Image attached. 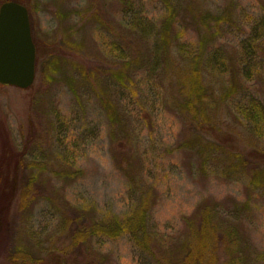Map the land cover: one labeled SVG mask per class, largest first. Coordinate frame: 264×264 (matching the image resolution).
Segmentation results:
<instances>
[{
	"label": "rangeland",
	"instance_id": "374dc122",
	"mask_svg": "<svg viewBox=\"0 0 264 264\" xmlns=\"http://www.w3.org/2000/svg\"><path fill=\"white\" fill-rule=\"evenodd\" d=\"M167 1L24 2L36 78L0 85V175L25 157L0 264H173L207 212L264 264V0ZM139 202L148 243L91 231ZM229 246L212 239L217 264Z\"/></svg>",
	"mask_w": 264,
	"mask_h": 264
},
{
	"label": "trees",
	"instance_id": "16d2710c",
	"mask_svg": "<svg viewBox=\"0 0 264 264\" xmlns=\"http://www.w3.org/2000/svg\"><path fill=\"white\" fill-rule=\"evenodd\" d=\"M8 0H2L0 5ZM19 1L21 3H24L26 0H15ZM167 1V0H166ZM168 4H170V1H167ZM206 16V15H205ZM199 21L203 23L202 18H199ZM167 23V22H166ZM165 31L170 26L169 24H165ZM206 37V38H205ZM210 35L204 36V40L206 39V44L209 41ZM200 70L198 67V61L196 63V103L199 102V104L203 101V90L204 85L200 82ZM199 78V79H198ZM7 140V141H6ZM4 145L6 144V147L9 148L11 146V142L7 138H4L3 140ZM13 156L6 161L5 163V169L3 170L5 180L3 181V172L0 175V181L4 182L7 185L12 184L11 189L9 187H6L3 185L0 188L5 189L4 193H9L11 197H13L17 191L16 186L17 182H19V177L16 176L14 179L12 178V173L10 174V171L6 170L7 168L9 170H12L13 167L15 169H18L21 166V164L24 162L22 154L18 155V151H13ZM20 160V161H19ZM2 167V163L0 164ZM13 179V180H12ZM13 199V198H11ZM138 208L135 209L134 212H132L130 215L126 216L122 220H101V221H95L93 225L91 226V231L99 232V234L107 235L110 237H115L119 234H129L131 238L137 240L138 242L148 243L151 239V232L149 233L148 228V220H149V204L139 202L137 204ZM10 210V205L7 203L6 205L4 203L0 204V241L2 238V232L3 228H1L2 225H4L5 222H7V216L8 212ZM199 231L201 232L199 234V240H196V227H193L191 236L186 241L185 244H183V248L185 250V257L184 258H172L167 255V258L173 263V264H217V253L212 251V239L216 238L218 234H220L221 239L223 241L227 242L230 246L227 249L228 252V258L224 263L220 264H243L242 258L238 255V252L235 253L231 251L230 248H236L238 247V235L236 233V230L234 228H225L221 230L213 221L211 218V214L209 212L204 213L202 216V220L199 224ZM201 235V236H200Z\"/></svg>",
	"mask_w": 264,
	"mask_h": 264
},
{
	"label": "water",
	"instance_id": "95a60500",
	"mask_svg": "<svg viewBox=\"0 0 264 264\" xmlns=\"http://www.w3.org/2000/svg\"><path fill=\"white\" fill-rule=\"evenodd\" d=\"M37 49L28 7L8 0L0 5V85L29 88L36 78Z\"/></svg>",
	"mask_w": 264,
	"mask_h": 264
}]
</instances>
